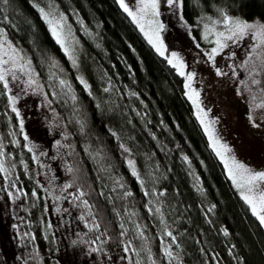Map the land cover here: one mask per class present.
<instances>
[{
	"label": "trees",
	"instance_id": "obj_1",
	"mask_svg": "<svg viewBox=\"0 0 264 264\" xmlns=\"http://www.w3.org/2000/svg\"><path fill=\"white\" fill-rule=\"evenodd\" d=\"M41 8L65 18L75 65ZM182 10L193 22L202 13L222 20L221 12L264 21V0H182ZM0 29L39 73L73 169L63 193L78 208L62 217L64 207L49 205L21 116L0 82V160L9 170L0 173V264H264V226L209 146L184 78L116 0H0ZM81 190L86 195L75 199Z\"/></svg>",
	"mask_w": 264,
	"mask_h": 264
},
{
	"label": "rangeland",
	"instance_id": "obj_2",
	"mask_svg": "<svg viewBox=\"0 0 264 264\" xmlns=\"http://www.w3.org/2000/svg\"><path fill=\"white\" fill-rule=\"evenodd\" d=\"M116 1L120 5L119 0ZM125 3L130 10L138 11L140 0H125ZM160 12L159 19L165 24V31L161 35L168 48L166 55L173 51L177 52L187 65L186 72L194 71L196 73L193 87L201 94L202 107L208 111V118L218 121L215 124L216 135L222 143L227 144L232 149V153L229 155H234L236 160L245 164L246 167L255 171H264V120L261 119L264 116V111L257 109L255 112H250V95L245 84L240 83L241 80L246 81L247 86L251 87L255 94H259L260 87H264V72L256 76L257 79L261 80V85H253L248 80L250 73L243 66L257 41L249 34L239 43L229 42L230 46L216 57L214 67L212 62L208 61L205 52L210 51L215 46V35L210 33L205 39L204 25L207 24L209 28H215L217 31H224L223 24L214 25V20L209 19L204 13L198 15L194 22L190 21L184 15L182 7L177 8L175 5L168 7L163 0H161ZM232 16L248 22L259 21L264 23L258 17L249 18L239 14ZM129 17L140 30L139 25L131 16ZM141 33L144 35L143 32ZM3 39L4 37L0 36V41ZM7 40L16 47L11 39L7 37ZM197 44L200 45L199 48L196 46ZM231 53H235V55L229 58ZM253 59L255 60V56ZM217 67L226 72L227 75L217 76L215 70ZM233 68L236 74L233 73ZM17 75L21 77L18 80H12L9 77L11 91L8 93L10 96L17 97L16 108L24 121L23 127L37 158L38 181L43 188V193L53 210L64 207L65 214H61L62 217L70 216L66 207L72 208L73 214L76 215L78 208L76 206L74 208L68 203L63 193L68 163L65 152L61 146L56 144V141H60L61 136L54 125L53 116L50 115L49 104L40 91L28 86L26 83L27 76L20 73ZM183 78L185 84L186 79ZM238 89L244 94L237 95ZM186 93L187 89H185V95L188 98ZM189 101L207 142L216 155L211 141L208 139V134L204 131V126L196 115L197 109L192 101ZM250 115L257 123H261V127L253 126L249 119ZM216 157L222 163L232 185L240 194L241 190L235 186L228 175L224 161L217 155Z\"/></svg>",
	"mask_w": 264,
	"mask_h": 264
},
{
	"label": "snow or ice",
	"instance_id": "obj_3",
	"mask_svg": "<svg viewBox=\"0 0 264 264\" xmlns=\"http://www.w3.org/2000/svg\"><path fill=\"white\" fill-rule=\"evenodd\" d=\"M5 4L8 3V0H3ZM163 2L168 6L172 7L175 5L177 8L182 7V0H163ZM121 8L128 13L129 16L139 25L140 31L144 33L145 37L148 40V43L152 45L155 51L161 56L165 57L168 64H170L173 68H175L179 75L185 77L186 83L184 84L185 89H187L188 99L192 101L193 105H195L197 112L196 115L200 121V123L204 126V131L208 134V139L211 141L212 148L215 150L216 155L220 157L221 160L224 161L226 168L228 169V175L232 179L235 186L241 190V196L243 200L250 206L252 214L257 217L259 223L264 225V171H255L250 167H246L245 164L240 163L236 160L234 155H229L232 153V149L227 145L221 142L220 138L216 135L215 124L218 122L215 119H209L208 111L202 107L201 94L198 90L193 87L194 78L196 73L194 71L186 72L187 65L184 60L180 57V55L173 51L170 54L168 53V48L165 45L164 38L161 35L165 31V24L160 21L159 17L161 15L160 5L161 0H140V5L138 7V11L130 10L129 6L125 3V0H119ZM40 12L44 18V20L48 23L51 33L55 38L56 42L62 47L63 51L69 55V58L72 59L73 64H76V60L70 51V47L67 43L69 33H65V25H64V17L60 16L57 18L52 12H45L43 8L40 9ZM222 20L213 21V24L222 23L224 26V31H217L215 28H209L207 24L205 27V39L208 38L209 34L215 35V46L211 48L210 51L205 52L208 61H211L213 66L215 67V59L218 55H221L224 49L230 46L229 42L239 43V41L243 40L246 36L251 34L257 44L255 47L251 49V54L248 56V59L244 62V67L250 73L248 80L251 81V84L260 86L261 80L257 79L256 76L261 72H264V23L255 21L248 22L246 20L240 19L238 17L229 16L226 13L221 12ZM51 17V18H50ZM182 19V17H181ZM209 19H211L209 17ZM187 26V25H185ZM0 36H3L4 39L0 41V82H2L4 89L9 92L11 89L9 88V77L12 80H18L21 77L17 75L20 73L24 76H27L26 83L30 88L34 87L36 90L40 91L43 95L47 96V93H43V86L39 83L38 77L39 73L35 72V69L32 67V62L30 58H27L22 50L14 47L10 41L7 40V36L2 29H0ZM7 45V47H5ZM198 48L199 44L196 45ZM235 53H231L229 58L234 57ZM255 56V60L253 59ZM251 65V66H249ZM53 66H56L55 61H53ZM216 75L223 76L227 75L226 72H223L220 68H216ZM233 73H235V69L233 68ZM80 83L84 85L85 88H89L87 82L81 77L79 78ZM61 89H67L68 92H71V85L68 81L64 79H59L58 81ZM241 84H245L247 91L250 95V112H255L257 109L264 111V87H260L259 94H255L252 92V88L247 86V82L244 80L240 81ZM109 89L105 88V91ZM91 94V93H89ZM244 93L238 89L237 95H243ZM52 95H56L55 92ZM72 100L75 101V95H72ZM11 111L16 113L19 117V110L16 108L17 97L9 96L8 97ZM50 104L51 101H48ZM250 122L254 127H261V123H257L252 116H249ZM264 120V116L261 117ZM24 121L20 119L19 125L21 130L23 129ZM83 127V125H82ZM115 135V133H113ZM25 140H28L27 135L24 136ZM57 146L60 145V141H56ZM3 146L0 145V148ZM123 148V145H121ZM30 152L32 148L28 149ZM125 152L129 150L124 148ZM4 153L0 151V156H3ZM35 158V157H34ZM187 159V157H185ZM128 165L132 170V175L135 176L138 180L140 179L139 173L136 170L135 164L132 160L128 161ZM69 172L73 171L71 167H69ZM9 170L5 168V161L0 160V173H6ZM141 185H143L144 181L140 180ZM72 184L66 185V188L72 187ZM11 196L12 193L10 192ZM33 196H36L37 193L34 191L32 193ZM86 193L81 190L78 195L74 194L75 199L79 200L81 197H84ZM126 195H132L131 192L126 193ZM145 196L149 195L147 191L144 193ZM59 199V197H56ZM81 203L85 208H91L89 202L87 200H82ZM215 207V206H213ZM59 211V209H57ZM156 212H160L159 208H156ZM89 215H92L91 211ZM80 219H84L83 216ZM93 228H99L98 223H93ZM123 228V225H121ZM124 233H122L123 235ZM166 235L171 237L173 241H175V236H173L172 232H167ZM225 235H228L227 231H225ZM95 243V241H93ZM129 250L128 246H125V251ZM93 252H99V248H93ZM135 251V249H133ZM165 252L167 256L171 257L173 253L169 250V248H165ZM137 264L139 262L137 261Z\"/></svg>",
	"mask_w": 264,
	"mask_h": 264
}]
</instances>
